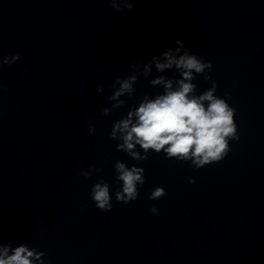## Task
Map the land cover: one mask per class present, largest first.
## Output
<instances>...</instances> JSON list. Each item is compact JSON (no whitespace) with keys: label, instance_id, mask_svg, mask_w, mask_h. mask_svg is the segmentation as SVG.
<instances>
[{"label":"clouds","instance_id":"obj_1","mask_svg":"<svg viewBox=\"0 0 264 264\" xmlns=\"http://www.w3.org/2000/svg\"><path fill=\"white\" fill-rule=\"evenodd\" d=\"M106 2L112 9L123 12L133 10L137 0ZM175 43L176 48H168L146 63H132L131 75L122 79L117 77L111 84L113 91L109 96V100L114 103H111V107L103 108L101 114L108 116L113 109L127 106V100L121 97L131 98L136 91L134 85L138 77L148 79L153 66L157 73L174 70L179 78L161 74L150 80V86H162V92L154 97L145 93L137 105H133L126 115L114 122L110 138L119 142L116 151L126 153L132 160L146 161L151 152L163 153L166 159L188 162L195 169H200L224 160L231 150L230 141L240 139L235 121L236 109L226 98L216 95L218 85L214 81L210 88L197 94V85L192 81L197 75H202L205 81L211 80L208 73L213 65L205 62L203 57L190 53L183 41L176 40ZM17 60L18 53L0 57V71L3 65L11 66ZM5 90L0 83V95ZM103 91L104 86L98 85L97 93ZM88 131L92 134L96 129L89 126ZM114 170V182L119 185L115 200L124 204L136 201L140 195L139 189L146 182L145 169L135 165L129 167L121 160H116ZM99 171V168L90 166L88 171H81V175L90 178ZM188 182L194 184L195 179L188 177ZM165 195V189L157 186L148 198L159 200ZM90 197L101 212L112 210L110 185L102 178L92 185ZM150 212L159 214L156 206L151 207ZM2 240L0 228V264H48L43 251L24 243L13 247L11 242L3 243Z\"/></svg>","mask_w":264,"mask_h":264}]
</instances>
